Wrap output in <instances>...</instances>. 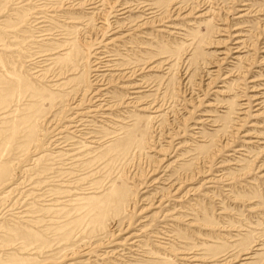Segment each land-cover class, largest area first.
<instances>
[{
	"label": "rangeland",
	"instance_id": "374dc122",
	"mask_svg": "<svg viewBox=\"0 0 264 264\" xmlns=\"http://www.w3.org/2000/svg\"><path fill=\"white\" fill-rule=\"evenodd\" d=\"M0 264H264V0H0Z\"/></svg>",
	"mask_w": 264,
	"mask_h": 264
}]
</instances>
